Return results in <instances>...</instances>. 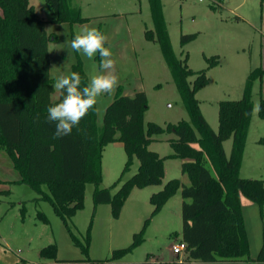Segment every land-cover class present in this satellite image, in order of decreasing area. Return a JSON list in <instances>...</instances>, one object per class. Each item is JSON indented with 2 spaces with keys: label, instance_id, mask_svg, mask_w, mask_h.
<instances>
[{
  "label": "trees",
  "instance_id": "trees-1",
  "mask_svg": "<svg viewBox=\"0 0 264 264\" xmlns=\"http://www.w3.org/2000/svg\"><path fill=\"white\" fill-rule=\"evenodd\" d=\"M44 2L50 23L90 21L71 11L66 0ZM148 4L153 29H145L144 38L159 46L190 123L181 120L160 126L148 122L145 127L143 115L148 108L147 97L139 91L132 96L117 95L106 107L101 127L96 124L94 105L69 135L54 138L56 122L47 119V108L60 102L62 97L60 92L57 100L52 97L54 85L49 76L48 52L52 36L46 33L44 22L29 0H0V149L19 175L17 183L28 185L41 199L48 201L69 230L67 222L82 208L87 184L94 186V207L110 205L115 218L133 189L161 185L165 158L150 151L148 146L156 136L172 135L167 140L173 150L169 157L182 161L181 173L187 176L189 185L178 179L166 182L160 191L150 196L153 206L150 217L158 214L181 189V242L185 244L187 259L211 264L249 262L239 194L264 206V180L241 178L239 170L253 113L252 88L256 82H262L264 70L256 68L248 74L241 99L218 103V129L213 131L201 113L196 94L207 85V71L218 65L217 57H204L206 69L191 70L187 65L188 54L178 59L173 52L161 1L148 0ZM198 35H181L180 46L193 42ZM73 71L81 75V87L89 82L80 60L71 65L70 73ZM258 106V117L264 121V99H260ZM229 139L231 149L227 156L223 143ZM111 143H121L127 156L120 177L112 187L120 183L133 157L139 162L137 172L114 194L109 188H100L102 153ZM147 225L146 220L142 230L133 235L128 248L114 250L104 261L56 263L117 262L142 242ZM88 243L89 235L84 246L76 242L85 254ZM41 255L55 259L54 247L42 250ZM254 261L264 264V248Z\"/></svg>",
  "mask_w": 264,
  "mask_h": 264
},
{
  "label": "rangeland",
  "instance_id": "rangeland-1",
  "mask_svg": "<svg viewBox=\"0 0 264 264\" xmlns=\"http://www.w3.org/2000/svg\"><path fill=\"white\" fill-rule=\"evenodd\" d=\"M160 1L175 56L183 59L188 54L187 65L193 71L206 69L204 57L218 59L219 64L207 71V85L196 94L201 113L216 130L218 102L241 99L248 74L256 68L264 70V0ZM29 3L44 22L46 33L52 36L48 52L49 76L54 84L59 75L70 73L71 65L77 60L82 63L88 81L102 71L98 55L89 60L70 48L74 34L84 28H97L107 37L105 46L113 53L119 82L111 95L105 93L97 98L98 127L102 126L106 107L117 95L132 96L139 91L147 97L148 108L143 115L145 127L148 122L160 126L181 120L190 123L159 46L144 39L145 29H153L147 0H66L71 11L90 19L85 24L50 23L44 0H29ZM194 33L199 35L193 42L180 46L181 35ZM58 95L55 89L53 98ZM260 99H264V77L252 88L253 109ZM168 137L172 135L156 136L148 146L150 151L165 158L161 185L133 189L115 218L110 205L94 207V186L87 184L82 208L67 222L70 231L48 201L41 199L28 185L17 183L19 175L0 149V264L104 261L114 250L128 248L133 235L142 230L146 220L148 225L142 242L121 260L108 264H205L189 261L185 253H173V246L181 242V189L158 214L150 217L153 210L150 196L160 191L166 182L178 179L189 185L187 176L181 173L182 161L169 157L173 150L166 141ZM223 146L228 156L231 139ZM126 161L121 143L104 147L100 188H109L114 194L137 172L139 162L133 157L120 183L112 187ZM240 167V177L264 180V121L258 117V112L252 113ZM42 189L47 193L46 186ZM239 199L250 260L244 264H257L254 260L264 248V206L242 194ZM87 235L89 243L85 254L76 242L84 246ZM50 246L54 247L55 259L41 255L42 250Z\"/></svg>",
  "mask_w": 264,
  "mask_h": 264
},
{
  "label": "clouds",
  "instance_id": "clouds-1",
  "mask_svg": "<svg viewBox=\"0 0 264 264\" xmlns=\"http://www.w3.org/2000/svg\"><path fill=\"white\" fill-rule=\"evenodd\" d=\"M107 37L97 28H84L74 34L69 46L89 60L99 56V74L92 75L89 82L81 87L82 77L78 72L61 74L57 77L54 88L62 99L47 108V119L56 122L54 138L69 135L74 126H78L82 118L97 103L102 94L111 95L118 85L119 78L115 74V60L109 47ZM259 111L255 106L253 113Z\"/></svg>",
  "mask_w": 264,
  "mask_h": 264
},
{
  "label": "built area",
  "instance_id": "built-area-1",
  "mask_svg": "<svg viewBox=\"0 0 264 264\" xmlns=\"http://www.w3.org/2000/svg\"><path fill=\"white\" fill-rule=\"evenodd\" d=\"M185 249H186L185 244L180 242L173 246V253L179 255L181 253H185Z\"/></svg>",
  "mask_w": 264,
  "mask_h": 264
},
{
  "label": "crops",
  "instance_id": "crops-1",
  "mask_svg": "<svg viewBox=\"0 0 264 264\" xmlns=\"http://www.w3.org/2000/svg\"><path fill=\"white\" fill-rule=\"evenodd\" d=\"M148 1V0H147ZM84 18V17H83ZM88 23V22H87ZM64 24H66V23H64ZM85 24V23H84ZM150 30V29H149ZM52 38V37H51ZM145 39V38H144ZM51 41V40H50ZM149 42V41H148ZM185 46H188V45H185ZM184 46V47H185ZM219 64V63H218ZM51 78V77H50ZM52 79V78H51ZM52 81H53V79H52ZM53 85H54V82H53ZM54 91H55V89H54ZM54 94V93H53ZM59 96V95H58ZM53 97V96H52ZM58 98H53V100H57ZM219 103V102H218ZM218 114V113H217ZM203 115V114H202ZM217 121H218V116H217ZM210 126V125H209ZM211 127H212V130L213 131H217V129H218V123H217V127H216V130L214 129V127L211 125ZM172 137H168L167 139H166V141L168 140V139H171ZM156 140V139H155ZM113 144H118V143H113ZM224 147V146H223ZM225 151V150H224ZM225 154H226V152H225ZM227 155V154H226ZM162 158V157H161ZM242 160H243V158H242ZM182 163V162H181ZM241 166H242V163H241ZM240 169H241V167H240ZM164 173H165V166H164ZM242 178V177H241ZM250 179V178H249ZM205 264H211V263H205ZM242 264H244V263H242Z\"/></svg>",
  "mask_w": 264,
  "mask_h": 264
}]
</instances>
